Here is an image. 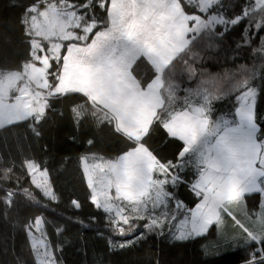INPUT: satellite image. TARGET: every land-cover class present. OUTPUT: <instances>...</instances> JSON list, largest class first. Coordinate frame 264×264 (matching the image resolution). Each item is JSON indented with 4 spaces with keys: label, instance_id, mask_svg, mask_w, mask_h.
<instances>
[{
    "label": "snow or ice",
    "instance_id": "6c2138e0",
    "mask_svg": "<svg viewBox=\"0 0 264 264\" xmlns=\"http://www.w3.org/2000/svg\"><path fill=\"white\" fill-rule=\"evenodd\" d=\"M230 31L239 32L237 49L260 54L264 68V0H33L20 19L24 55L13 67L0 66V130L23 126L39 137L57 104L76 100L77 124L86 117L119 142L113 155L80 158L95 209L88 219L104 220L122 238L109 239L110 249L167 231L175 242L197 241L206 257L240 245L244 264H264L257 67L213 75L196 66L203 60L197 49L216 47ZM178 66L186 81H178ZM157 133L175 145L171 157L150 143ZM24 175L35 190L20 184ZM13 176L5 213L18 196L44 207L61 202L46 164L29 158L17 167L0 158V180ZM181 186L189 203L177 195ZM253 195L259 199L250 210ZM69 206L78 215L84 204L71 198ZM25 228L33 264H63L59 226L55 243L43 216Z\"/></svg>",
    "mask_w": 264,
    "mask_h": 264
},
{
    "label": "trees",
    "instance_id": "16d2710c",
    "mask_svg": "<svg viewBox=\"0 0 264 264\" xmlns=\"http://www.w3.org/2000/svg\"><path fill=\"white\" fill-rule=\"evenodd\" d=\"M32 2L33 0H0V66L13 67L23 57L20 19L25 8ZM225 2L227 3V0ZM238 41L239 32L230 31L219 39L216 47L198 48L197 51L203 60L198 61L196 66L198 69L206 68L213 75H223L226 70H235L240 64L248 67L255 64L258 75L252 84L259 89L257 113L264 114V68L260 67V54L254 56L247 48L237 49ZM258 43V38L253 41L254 46ZM177 79H187L182 66L177 67ZM76 103L77 101L71 98L58 103L56 112L51 113L47 121L42 123L39 137L23 126L8 131L0 130V158L12 159L17 167L29 158L46 164L50 178L61 196L59 204L51 203L48 207L18 196L5 213L4 190L6 186L16 187V177L13 176L12 180L7 182L0 180V264H18L19 259L33 264L25 225L35 216H43L47 221V230L54 243L57 241L55 228L59 226L62 229L59 242L63 246V264L244 263L247 252L240 245L222 248L219 255L206 257L200 243L175 242L167 231L163 235L147 233L142 239L135 240L134 246L125 245L124 248L110 249L109 239L122 238L111 233L104 220L88 219L95 209L88 203V190L82 180L80 158L91 153L113 155L119 148V142L108 130L96 129L86 117L77 124L71 111ZM89 139L94 141L92 145L87 143ZM150 143L162 156L171 157L176 150L175 145L164 140L163 133H157ZM20 184L35 190L27 175L20 177ZM177 195L186 203L192 199L183 186L178 189ZM71 198H78L84 204L78 215H74L69 206ZM258 199L255 195L248 197L250 210L257 204ZM135 231L140 232L141 229ZM212 244V240L206 242V245Z\"/></svg>",
    "mask_w": 264,
    "mask_h": 264
},
{
    "label": "crops",
    "instance_id": "0c3cea01",
    "mask_svg": "<svg viewBox=\"0 0 264 264\" xmlns=\"http://www.w3.org/2000/svg\"><path fill=\"white\" fill-rule=\"evenodd\" d=\"M244 264V263H243Z\"/></svg>",
    "mask_w": 264,
    "mask_h": 264
}]
</instances>
